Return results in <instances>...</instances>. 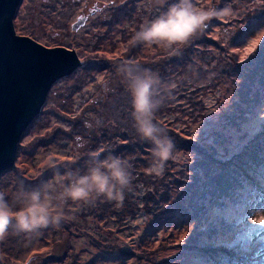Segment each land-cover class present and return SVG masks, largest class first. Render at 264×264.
<instances>
[{
  "label": "rangeland",
  "instance_id": "1",
  "mask_svg": "<svg viewBox=\"0 0 264 264\" xmlns=\"http://www.w3.org/2000/svg\"><path fill=\"white\" fill-rule=\"evenodd\" d=\"M212 6L227 15L170 55L130 44L161 11L152 0H20L15 34L74 49L79 64L47 90L0 172V191L11 199L14 186L53 181L49 157L60 171L83 170L91 151L128 159L133 179L120 202L70 204L74 218L59 227L10 225L0 264H264V0ZM122 60L151 68L169 86L156 119L176 158L160 175L146 171L152 145L132 127L131 97L116 72Z\"/></svg>",
  "mask_w": 264,
  "mask_h": 264
},
{
  "label": "clouds",
  "instance_id": "2",
  "mask_svg": "<svg viewBox=\"0 0 264 264\" xmlns=\"http://www.w3.org/2000/svg\"><path fill=\"white\" fill-rule=\"evenodd\" d=\"M161 11L154 19L145 20L131 37L132 46L145 45L160 48L170 55H179L209 27V22L227 15V10H218L208 0L199 6L198 0H152ZM166 6V7H165ZM116 72L124 79L131 97L130 117L132 127L142 141L152 145V162L146 169L150 174L160 175L166 163L175 159V144L167 130L156 119L163 102L162 85L158 73L131 60H122ZM104 151V150H101ZM73 161L80 159L76 153ZM49 169H56L53 181L43 180L38 187L14 186V194L0 191V239L14 224L20 232H38L48 227H59L74 218L68 206L79 210L82 206L94 205L99 200L120 202L131 187L133 173L128 159L106 151H91L84 160V168L73 169L60 165L49 157Z\"/></svg>",
  "mask_w": 264,
  "mask_h": 264
},
{
  "label": "water",
  "instance_id": "3",
  "mask_svg": "<svg viewBox=\"0 0 264 264\" xmlns=\"http://www.w3.org/2000/svg\"><path fill=\"white\" fill-rule=\"evenodd\" d=\"M20 0H0V172L11 165L21 132L51 86L79 64L74 49L45 46L15 34L13 13ZM79 16L72 28L84 23Z\"/></svg>",
  "mask_w": 264,
  "mask_h": 264
},
{
  "label": "snow or ice",
  "instance_id": "4",
  "mask_svg": "<svg viewBox=\"0 0 264 264\" xmlns=\"http://www.w3.org/2000/svg\"><path fill=\"white\" fill-rule=\"evenodd\" d=\"M259 223H260L261 225H264V219L260 220Z\"/></svg>",
  "mask_w": 264,
  "mask_h": 264
},
{
  "label": "trees",
  "instance_id": "5",
  "mask_svg": "<svg viewBox=\"0 0 264 264\" xmlns=\"http://www.w3.org/2000/svg\"><path fill=\"white\" fill-rule=\"evenodd\" d=\"M262 187V186H261ZM247 264V263H246Z\"/></svg>",
  "mask_w": 264,
  "mask_h": 264
}]
</instances>
